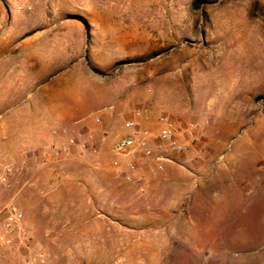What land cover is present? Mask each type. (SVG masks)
I'll return each instance as SVG.
<instances>
[{
  "label": "rangeland",
  "instance_id": "rangeland-1",
  "mask_svg": "<svg viewBox=\"0 0 264 264\" xmlns=\"http://www.w3.org/2000/svg\"><path fill=\"white\" fill-rule=\"evenodd\" d=\"M162 117L192 128L195 147L164 171L139 151L130 172L113 150L126 121L156 137ZM72 135L99 155L41 162ZM151 147L166 152L157 138ZM6 166L15 174L0 196H15L48 264H145L153 253L122 250L121 236L112 252L78 251L73 216H111L97 223L116 234L153 225L136 216L153 211L148 201L188 195L216 200L212 228L228 245L203 242L200 206L163 264H264V0H0V175Z\"/></svg>",
  "mask_w": 264,
  "mask_h": 264
},
{
  "label": "built area",
  "instance_id": "built-area-1",
  "mask_svg": "<svg viewBox=\"0 0 264 264\" xmlns=\"http://www.w3.org/2000/svg\"><path fill=\"white\" fill-rule=\"evenodd\" d=\"M162 125L155 135L147 129H140L137 119H129L125 126L130 130L121 136L114 145V152L127 156L129 159L128 169L135 173L138 170L136 161L139 151L144 156L153 157L156 161V170L164 171L166 162H173L174 154L187 155L195 147L197 136L190 127L181 126L179 122L169 117H162ZM95 121L101 122V117L96 116ZM55 134L65 135V129L54 130ZM154 138L158 139L161 146H165V153H155L151 147ZM86 153L92 156H98L99 147L91 144L89 140H83L78 135L67 136L64 142H52L48 148L40 154L41 162L47 164L72 158L74 156L82 157ZM118 164V161H115ZM21 166L17 171H22ZM15 174L12 166H6L4 172L0 175V185L10 186L11 176ZM141 192L145 191V185L139 186ZM26 250L28 255L25 258L26 264H48V253L36 244L32 238L24 211L15 200V196L4 198L0 196V254L12 250Z\"/></svg>",
  "mask_w": 264,
  "mask_h": 264
},
{
  "label": "crops",
  "instance_id": "crops-1",
  "mask_svg": "<svg viewBox=\"0 0 264 264\" xmlns=\"http://www.w3.org/2000/svg\"><path fill=\"white\" fill-rule=\"evenodd\" d=\"M211 177L213 178L210 174L206 180H211ZM200 183L195 184V190ZM192 185V183H185L184 185L171 183L169 190L175 191L180 188L190 189ZM215 201L203 198L199 202V200H195L194 195L178 198H155L146 203L153 206L152 212L136 215L138 221H151L153 225L137 224V226L131 228L128 226L127 228L116 230V234L112 226L108 223H105L103 227H99L97 223L99 220L107 221V219H110L112 221L111 216L105 215L104 217H107V219H100L98 215L94 214H75L73 221L77 222L76 224L74 223L76 247L80 252L91 254L97 252H112V248L115 245L114 236H121L122 241H117L116 244H120L122 250L128 248L127 252H130L136 248L139 252L153 253V256L147 258L145 264H163L164 253L171 248L174 240L184 234V232L188 234L191 231L193 225H195V216L198 214L200 206H203L201 211L204 222V230H202L203 242L205 240L208 241L211 247L209 248L210 251L221 253L228 245V241L221 239V233L223 231L212 228L214 227L213 222L216 220H213L214 216L210 215L211 211L207 209V206H213ZM131 236L135 237V239L130 240L129 237ZM150 236H152V240H146ZM124 238L127 239L125 240ZM20 252V249H12L1 253V255H17ZM26 256L24 255L23 264H26ZM137 261L140 264L142 259L138 258ZM206 264H221V261L220 258H215Z\"/></svg>",
  "mask_w": 264,
  "mask_h": 264
}]
</instances>
